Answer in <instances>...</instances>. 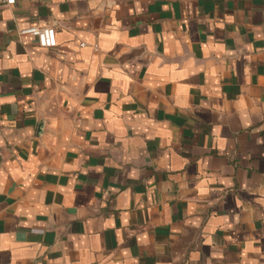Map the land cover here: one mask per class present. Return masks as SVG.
Masks as SVG:
<instances>
[{"label":"crops","instance_id":"crops-1","mask_svg":"<svg viewBox=\"0 0 264 264\" xmlns=\"http://www.w3.org/2000/svg\"><path fill=\"white\" fill-rule=\"evenodd\" d=\"M4 1L0 264H264V0Z\"/></svg>","mask_w":264,"mask_h":264},{"label":"built area","instance_id":"built-area-1","mask_svg":"<svg viewBox=\"0 0 264 264\" xmlns=\"http://www.w3.org/2000/svg\"><path fill=\"white\" fill-rule=\"evenodd\" d=\"M4 3L11 5L14 0H5ZM19 35L34 38L39 48L51 49L55 47L54 31L51 28L29 27L21 30Z\"/></svg>","mask_w":264,"mask_h":264}]
</instances>
